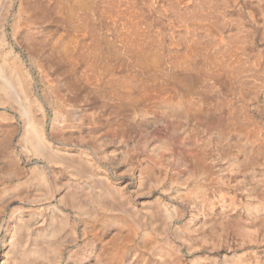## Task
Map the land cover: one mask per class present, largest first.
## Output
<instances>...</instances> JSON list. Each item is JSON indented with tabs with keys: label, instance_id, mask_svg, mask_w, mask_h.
<instances>
[{
	"label": "rangeland",
	"instance_id": "1",
	"mask_svg": "<svg viewBox=\"0 0 264 264\" xmlns=\"http://www.w3.org/2000/svg\"><path fill=\"white\" fill-rule=\"evenodd\" d=\"M18 5L11 11L18 13ZM77 8L76 18L88 26L87 75L86 66L57 54L51 43L38 58L13 36L1 50L18 54L51 144L88 159L91 177L14 145L23 176H0V190L20 183L25 192L12 202L5 198L0 209V264H12V227L28 224L31 247L35 238L49 239L42 236L47 223L60 213L68 226L51 241L57 253L41 264H88L93 253L81 255L86 241L95 236L104 243L94 213L65 207L59 196L71 187L94 191L103 180L118 187L120 214L135 227L123 259L109 264L133 258L138 264H264V0H83ZM61 31L48 21L45 36ZM56 92L64 104L54 100ZM167 102L177 103L179 116L164 108ZM5 104L0 121L13 122L20 137L25 117L16 101ZM62 115L71 135L59 124ZM35 169L63 182L27 188ZM145 170L155 176L145 181ZM49 189L54 196L43 195ZM162 204L173 213L161 214L166 224L157 228L148 216ZM144 232L152 242L141 248Z\"/></svg>",
	"mask_w": 264,
	"mask_h": 264
},
{
	"label": "bare ground",
	"instance_id": "2",
	"mask_svg": "<svg viewBox=\"0 0 264 264\" xmlns=\"http://www.w3.org/2000/svg\"><path fill=\"white\" fill-rule=\"evenodd\" d=\"M17 1L19 4V12L14 13L11 10H13ZM81 2H83V0H0V4L3 3V6L0 9V102L1 104H5L16 101L20 109V115H23L26 121L24 132H22L20 137L18 133L19 129L17 130L16 125L13 122L5 124L0 121V176H3L6 173L13 174L17 179H20L21 176H23V171L19 165V159L14 155V145H17L19 142H21L34 154L43 156L48 163H53L59 166L65 165L69 167L76 176H79L81 178L91 177L90 169L92 165L90 164L88 159L82 158L80 155L70 154L68 151L61 152L60 149L54 147L51 144V141L47 138L45 133V118L43 115H41V112L40 114L38 113V108H36V106L33 104L34 102H30L29 94L27 91L28 81L23 72L18 54H15L11 48L8 49L7 47L1 50V47L3 45L6 46L8 36H13L15 43L25 45L38 58L41 53H45V51H48V44L51 43L54 51L57 54H63L64 56H66V58H71L74 61L77 60L82 64V66H86L83 70V74L87 75V67L89 66L88 26L84 19L76 18L77 11L79 9L77 8V6ZM53 20L60 24L62 31L59 36L52 37L49 40L47 39V35L45 36V29L47 22H53ZM9 27L12 29L11 33L8 30ZM58 88H62L60 84L58 85ZM55 95L56 97L54 100H56L58 103L63 102L64 104V100L60 98V95L57 92L55 93ZM175 104L177 103L167 102L163 106L167 110L171 111L173 115L179 116L180 108ZM0 114L2 116V113ZM66 119L67 118L65 116L60 118L59 124L63 128H70L71 130V122H66ZM72 132L73 130L69 132L70 135L72 134ZM67 137L69 138V136ZM153 147H155L154 144ZM6 164L8 165V168L5 167ZM241 167L242 170L247 169L244 165H241ZM144 174L146 177L144 179L145 181L150 180L155 176L152 170H145ZM31 176V180H29V183L26 185L27 188L32 185H36L40 188H43L44 186L52 188L53 186L61 184L63 182V180L56 178V174H51L49 176L44 170L39 171L35 169L32 171ZM23 182H25V180ZM52 182L54 184H52ZM79 190L80 191H78L76 187H71L68 190H63L59 196L60 201L65 207H71L81 214H85L86 216L94 213V215H91V217L95 221V226L98 228L99 233L104 237V243L102 244H99L98 239L93 238L95 236L88 239L86 241L87 249L83 251L81 255H83L84 258V253L87 255L90 252L93 253L88 264H109L108 261L112 259L122 260L125 252L131 246L132 241H129L128 239H130L132 232H135V227L132 220L133 218H129V216L125 217L120 214L121 210H123V206L116 200L118 187L110 184V182H108L107 180H103L99 184V187L94 191L90 192V190H87L83 187H80ZM24 192L25 188L21 187L20 183L14 186H8L4 189V191L0 190V209H3L2 206H4L3 202L5 198L8 197L9 201L12 202L20 193ZM47 193L52 196L55 195L53 190L51 189L43 192V195ZM183 195L189 198L191 196V192H183ZM87 200L90 203H93L91 209L87 208ZM69 212L71 213V211ZM172 213L173 211L168 205L162 204L161 212L158 210H154L151 215L148 216V219L151 220L152 224L155 227L162 228L166 223L165 220L161 217V214L165 218H170ZM58 215L59 216L57 217L55 216L51 218V220L47 223V234L45 233V235H42L44 236V238L49 236V239L45 240L35 238L33 241L34 245H31V247L25 244L26 233L24 231L28 227V224L23 220L22 223L12 227V245L10 251H7L12 264H41V262L43 263L44 261L49 260L50 255H52L50 253H57L58 250L51 241H53L55 238H57V240H60V235L68 226L69 221L66 215H63L61 213ZM134 218L139 219L142 224H146V219L137 217L135 214ZM136 226H138V224ZM145 228L147 229V227ZM9 237L11 238V236ZM151 237L152 236H150L149 232H144L140 241L138 242V245L141 248H146L148 244L150 245L152 242ZM110 245H113L114 247H111ZM133 259L134 260L132 264H138V260L140 259Z\"/></svg>",
	"mask_w": 264,
	"mask_h": 264
}]
</instances>
